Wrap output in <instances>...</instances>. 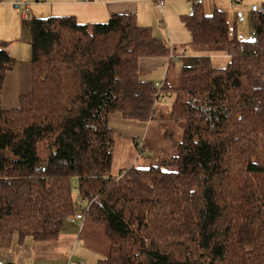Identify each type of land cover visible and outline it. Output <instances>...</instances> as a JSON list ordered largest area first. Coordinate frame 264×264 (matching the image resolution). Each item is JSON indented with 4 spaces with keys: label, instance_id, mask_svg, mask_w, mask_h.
Masks as SVG:
<instances>
[{
    "label": "trees",
    "instance_id": "obj_1",
    "mask_svg": "<svg viewBox=\"0 0 264 264\" xmlns=\"http://www.w3.org/2000/svg\"><path fill=\"white\" fill-rule=\"evenodd\" d=\"M228 17L195 0L183 18L193 46L226 52V67L172 55L134 14L33 18L32 90L11 109L1 92L16 61L0 41V249L58 239L76 212V177L110 242L96 264H264V86H254L264 78V13H253L244 42ZM170 54L185 61L177 86L141 78L140 57ZM173 95L176 154L114 175L110 115L149 122Z\"/></svg>",
    "mask_w": 264,
    "mask_h": 264
},
{
    "label": "crops",
    "instance_id": "obj_2",
    "mask_svg": "<svg viewBox=\"0 0 264 264\" xmlns=\"http://www.w3.org/2000/svg\"><path fill=\"white\" fill-rule=\"evenodd\" d=\"M239 1L237 0L236 2ZM29 3L28 13L23 14L22 8L16 3V0H0V41L5 43L6 50L16 61L13 68L5 75L1 92V106L3 109L19 107L21 96L32 90L33 65L31 62L30 21L33 18L74 16L79 23H96L107 22L114 14H134L141 27L150 28L155 37L160 39L166 46L171 47V54L173 52L188 53L187 51H183L186 47L191 49V53H188L190 55L188 58L203 55L211 56L213 54V52L200 50L193 46L191 43L192 34L183 22V18L193 12L195 0H163L162 5L155 0H29ZM202 3L207 15L212 14L215 10H222L227 12V14L230 12L231 15H228L230 18H228L231 32L236 35L239 41L244 42L250 40V38L251 40L254 38L253 29L249 31L247 29L242 32L237 26L235 15L239 12L237 9L241 7L240 3L233 5V0H202ZM263 3L264 1L261 2L262 5ZM253 4H257V1L251 2L248 5L250 10H246L251 16L254 13L251 10ZM233 18L234 26L232 23ZM171 54L170 56L140 57L139 70L141 78L153 81L155 84L168 78L170 81L172 77L176 78V70L175 72L172 70L170 73L171 67L174 64L170 60ZM112 115H110L111 126ZM116 119L121 122L118 125L119 127L122 126V121L128 120H123L125 118L122 114H119ZM141 123L147 124L148 122ZM132 127L134 128L135 126ZM144 127L139 128V131H142ZM120 172L114 173L112 169L114 175H120ZM81 212L82 208L77 201L76 212L69 217V220L72 221V217ZM26 240H28L27 243L30 244L31 250L49 249L47 244L36 241L31 237L25 238L23 243H19L15 239L13 245L5 250H8L12 254V250L18 246L19 248L10 258L2 260L17 264L16 258L21 247L23 248L25 245Z\"/></svg>",
    "mask_w": 264,
    "mask_h": 264
},
{
    "label": "rangeland",
    "instance_id": "obj_3",
    "mask_svg": "<svg viewBox=\"0 0 264 264\" xmlns=\"http://www.w3.org/2000/svg\"><path fill=\"white\" fill-rule=\"evenodd\" d=\"M254 0L233 1L241 5L237 9V26L240 31L244 32L248 29H253L252 16L247 12L250 10L248 5ZM257 4H261L264 0H256ZM262 5V4H261ZM240 13L242 14L240 16ZM228 15H231L230 12ZM243 17V19H242ZM230 18V17H229ZM234 26V18L232 20ZM246 34V33H245ZM244 34V35H245ZM251 40V38H250ZM188 47L183 51L191 53ZM184 52V59L190 55ZM218 53V54H217ZM211 65L213 67H226L229 62V55L224 51L213 52L210 56ZM189 61V59L187 60ZM185 62V61H184ZM180 60H175L171 67L176 70V78H171V83L177 86L180 71V66L184 63ZM159 80V79H158ZM160 82V81H158ZM255 87L264 86V78L254 84ZM175 97L160 98L158 105L156 104V117L147 124H142L139 121L126 120L122 121V126L116 118L120 113H115L112 116V126L114 128V145L113 152V172L119 173L125 171L131 166L149 167L158 165L177 152V144L181 141L183 130L170 120V110L172 100ZM132 126H135L134 128ZM145 126V127H144ZM144 127L142 131L139 128ZM171 159V158H170ZM73 186V197L78 198L79 203H83L84 209L88 204L87 201L81 202L78 197L77 178L71 179ZM75 199V198H74ZM75 200V201H76ZM76 201V202H77ZM81 223L70 221L67 219L61 230L58 239L51 241H39L47 244L49 249L31 250L30 244L25 241V245L18 253L17 264H96L97 260L105 258L109 253L110 242L106 236L104 225L94 222L89 216ZM30 238V237H28ZM27 239V238H26ZM32 240V239H30ZM19 248L12 250V254ZM8 250L0 249V260L8 259L12 256Z\"/></svg>",
    "mask_w": 264,
    "mask_h": 264
},
{
    "label": "built area",
    "instance_id": "obj_4",
    "mask_svg": "<svg viewBox=\"0 0 264 264\" xmlns=\"http://www.w3.org/2000/svg\"><path fill=\"white\" fill-rule=\"evenodd\" d=\"M157 1L160 5L163 4V0H155ZM234 1V0H233ZM16 3L22 8V12L23 14H27L28 11H29V0H16ZM251 10L253 12H256V13H264V6L263 5H259V4H253L252 7H251ZM172 55H174L172 53ZM163 85V81L162 82H157L156 83V86L161 88ZM85 200H81V202H84ZM80 206L82 207V212L81 213H78V214H75L73 217H72V221L73 222H78V223H82V221L85 219V216H86V212L89 208V205L87 204L85 209L83 208V203H80Z\"/></svg>",
    "mask_w": 264,
    "mask_h": 264
}]
</instances>
